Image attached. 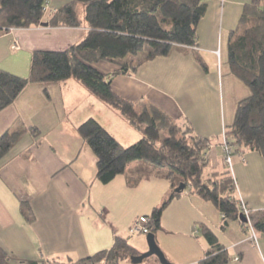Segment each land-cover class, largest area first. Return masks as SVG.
Masks as SVG:
<instances>
[{
  "label": "crops",
  "instance_id": "crops-1",
  "mask_svg": "<svg viewBox=\"0 0 264 264\" xmlns=\"http://www.w3.org/2000/svg\"><path fill=\"white\" fill-rule=\"evenodd\" d=\"M70 1L46 0V19ZM250 2L210 1L198 25L196 49L176 48L130 75L112 78V88L120 97L137 106L153 105L179 127H190L209 140L206 175L226 168L224 130L233 125L239 102L251 93L228 65L230 33ZM87 33L85 27L49 25L12 30L0 36V69L27 78L35 51L64 52ZM16 41L19 49L13 50ZM94 67L109 77L118 70L107 62ZM89 119L99 122L124 147L141 139L140 132L115 109L72 78L29 85L0 113V136L26 131L0 160V246L12 257L11 264H78L112 249L118 238L140 254L148 252L147 239L134 235L132 225L162 206L171 192L170 182L162 171L134 162L111 183H100L97 158L78 132ZM233 162L238 200L253 213L264 211L263 158L243 148ZM139 171L147 176L132 188L127 177ZM22 202L30 206L32 221L23 216ZM202 225L212 229L228 249V264H264V234H257L253 243L240 220L222 229L223 217L216 207L189 189L164 209L162 229L156 234L171 264H199L205 257L209 246ZM144 264L160 262L153 257Z\"/></svg>",
  "mask_w": 264,
  "mask_h": 264
},
{
  "label": "trees",
  "instance_id": "trees-1",
  "mask_svg": "<svg viewBox=\"0 0 264 264\" xmlns=\"http://www.w3.org/2000/svg\"><path fill=\"white\" fill-rule=\"evenodd\" d=\"M210 1L215 0H72L46 19V0H0V36L44 22L52 28L85 27L88 31L81 42L64 52L35 51L27 78L0 69V113L12 106L29 85L71 78L115 109L140 132L139 142L124 147L95 119L83 123L78 132L97 158V179L104 185L125 174L134 162L147 163L165 173L171 192L162 206L147 216L154 235L162 229L164 209L185 192H176L182 185L216 207L223 217L222 229L240 220L237 185L228 166L206 175L209 140L199 137L190 127H179L155 106H137L112 88L115 76L130 75L147 62L169 56L176 48L196 49L198 25ZM101 62L114 64L118 70L106 76L94 67ZM228 65L231 74L251 93L239 102L234 123L226 128L227 144L233 155L244 148L264 160V0H251L244 7L236 29L230 33ZM44 93L49 97L46 89ZM25 133L23 130L0 136V160ZM163 134H167L165 138ZM146 176L143 171L129 175L128 185L136 187ZM21 211L28 221L33 220L26 202H22ZM250 218L256 234H264V211H250ZM200 230L209 249L199 264H228L229 251L215 232L206 225ZM139 255L126 240L118 238L112 249L78 264H132V258ZM11 263L12 257L0 246V264Z\"/></svg>",
  "mask_w": 264,
  "mask_h": 264
},
{
  "label": "built area",
  "instance_id": "built-area-1",
  "mask_svg": "<svg viewBox=\"0 0 264 264\" xmlns=\"http://www.w3.org/2000/svg\"><path fill=\"white\" fill-rule=\"evenodd\" d=\"M13 50H18L19 49V44L16 41L12 47ZM226 133L224 132L223 135V153H224V161L225 164L228 166L229 170L233 173V150L231 149V147L227 144V140H226ZM240 201V200H239ZM240 210H241V214L244 215V217L247 219V223L246 225L248 226V230L250 232V240L253 243H257V234L254 231L253 228V223L252 220L250 218V210L248 209V207L246 206V204L242 201H240ZM150 219L147 216H142L137 218L133 225H132V233L134 235H149L150 234Z\"/></svg>",
  "mask_w": 264,
  "mask_h": 264
},
{
  "label": "water",
  "instance_id": "water-1",
  "mask_svg": "<svg viewBox=\"0 0 264 264\" xmlns=\"http://www.w3.org/2000/svg\"><path fill=\"white\" fill-rule=\"evenodd\" d=\"M42 25L48 26V24H42ZM185 189H186V185H182L176 190V192L182 193L185 191ZM240 222L243 224L247 223V219L242 214L240 215ZM147 243L149 247L148 252L144 254H140L137 257H133L131 260L132 264H143L145 260L152 258V257H156L159 260L160 264H171L167 260L165 254L162 252L160 247L158 246L157 241H156V235L152 233L147 235Z\"/></svg>",
  "mask_w": 264,
  "mask_h": 264
},
{
  "label": "rangeland",
  "instance_id": "rangeland-1",
  "mask_svg": "<svg viewBox=\"0 0 264 264\" xmlns=\"http://www.w3.org/2000/svg\"><path fill=\"white\" fill-rule=\"evenodd\" d=\"M224 132L226 133V129L224 130ZM166 135H167V134H163V135H162V138H165V137H166ZM223 135H224V134H223ZM225 136H226V135H225ZM222 145H223V144H222ZM224 162H225V161H224ZM144 238H145V239H147V236H146V235H144ZM146 261H148V259H147Z\"/></svg>",
  "mask_w": 264,
  "mask_h": 264
}]
</instances>
